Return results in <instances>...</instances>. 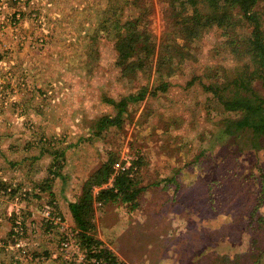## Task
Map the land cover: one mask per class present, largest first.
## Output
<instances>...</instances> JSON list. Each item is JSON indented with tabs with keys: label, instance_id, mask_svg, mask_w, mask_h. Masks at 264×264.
<instances>
[{
	"label": "rangeland",
	"instance_id": "374dc122",
	"mask_svg": "<svg viewBox=\"0 0 264 264\" xmlns=\"http://www.w3.org/2000/svg\"><path fill=\"white\" fill-rule=\"evenodd\" d=\"M116 3L0 0V240L12 236L15 216L8 211L16 208L9 193L26 192L18 202L25 253L19 258L0 246V264H91L79 243L66 238L75 230L70 203L111 156L118 158L115 170L126 158L129 166L138 160L145 186L135 210L121 202L96 204L98 237L127 264H264V224L250 216L256 185L247 180L264 167V150L253 146L259 139L252 130L231 131L239 114L204 87L211 77L235 78L242 61L214 28L165 77L166 91L154 73L119 81L113 43L96 28ZM151 5L150 29L159 42L165 6ZM259 8L264 21V2ZM148 82L157 95L130 103L121 128L94 135L97 119L117 113L105 96L120 99ZM252 86L264 97L262 79ZM55 149L64 151L63 167L55 168L51 191H42Z\"/></svg>",
	"mask_w": 264,
	"mask_h": 264
},
{
	"label": "trees",
	"instance_id": "16d2710c",
	"mask_svg": "<svg viewBox=\"0 0 264 264\" xmlns=\"http://www.w3.org/2000/svg\"><path fill=\"white\" fill-rule=\"evenodd\" d=\"M150 1L120 0L119 4H113L115 7L103 11L97 23L98 33L102 35L99 37L109 38L113 43L118 80L133 82L138 80L141 72L150 77L154 73V80L160 81V89L166 91L170 83L165 81V77L176 73L178 64L192 55V43L218 28L225 36L226 46L238 61H242V66L235 78L228 80L225 75L220 82L219 78L214 81L211 77L213 82L204 84V87L217 96L226 111L239 114L230 126L231 131L252 130L259 139L253 142V146L264 150V97L252 86L257 78L264 81V21L259 8L264 0H159L165 6L166 19V33L159 42L150 29L149 15L153 10ZM127 7H130V13L125 12ZM95 52L99 54L100 48ZM150 85V82L141 84L138 92L120 99L105 96L104 101L112 104L117 113L105 114L97 119L94 135H100L113 125L121 128L125 122L123 114L129 111L130 103L145 99L148 93L157 95L158 87ZM223 90H234L235 95L226 97L222 94ZM60 154L64 151L55 149L50 176L40 184L42 191H51L50 182L59 173L55 168L63 167ZM117 160L114 156L109 157L84 182L78 200L70 203L75 230L74 238L68 234L66 238L79 243V251L84 252L91 264H127L98 237L94 221L97 203L121 202L130 210L139 207V195L145 191V186L136 174L140 165L138 160L129 166V170L118 173L112 186L103 187L114 173ZM250 179L256 185V203L250 216L257 223L264 224V212L261 210L264 208V167H260L258 174L247 177V180ZM96 188L100 189L96 192Z\"/></svg>",
	"mask_w": 264,
	"mask_h": 264
},
{
	"label": "built area",
	"instance_id": "2783aa9c",
	"mask_svg": "<svg viewBox=\"0 0 264 264\" xmlns=\"http://www.w3.org/2000/svg\"><path fill=\"white\" fill-rule=\"evenodd\" d=\"M130 159L131 158H128V159L126 158V160L121 161L120 163L116 164L115 172L112 174V177L110 178L109 182L107 184H105L103 187L111 186L113 184V180H114L115 176L118 173H120L122 171H126L127 169H129V165L131 163ZM9 192H13V189L9 188ZM17 193L18 192H16V191L14 192V194L9 193L11 195L12 202H13L12 209L14 207L16 208L15 212H13V210L8 211L9 217L15 216L14 217V225H12V232H11L12 236L9 239V241H0V246H5L6 250H8L10 248V249L18 251V253L17 252H13V253L16 254L20 258L21 254L25 253V250L21 249L22 245H21L20 235L22 234V232L24 233V229H23V223H22V217H21L22 214H20L19 209H18V202L20 201L22 196L26 195V192H20L18 194ZM45 208H47V206ZM45 215H49V211H48V214L45 213ZM0 220H1V218H0ZM66 240H68V239H66ZM66 240H64V241H66ZM64 245L67 246L68 242H65Z\"/></svg>",
	"mask_w": 264,
	"mask_h": 264
},
{
	"label": "crops",
	"instance_id": "0c3cea01",
	"mask_svg": "<svg viewBox=\"0 0 264 264\" xmlns=\"http://www.w3.org/2000/svg\"><path fill=\"white\" fill-rule=\"evenodd\" d=\"M3 176H4L3 172L0 171V177H3ZM11 228H12V226L10 227L9 232H7V236L9 235V233H10V231H11ZM3 240H5V239H3ZM0 241H2V240H0ZM129 258H130V257H127L126 259L129 260Z\"/></svg>",
	"mask_w": 264,
	"mask_h": 264
}]
</instances>
